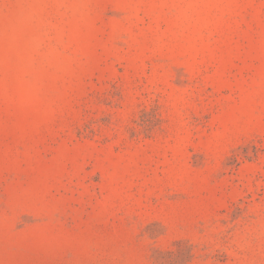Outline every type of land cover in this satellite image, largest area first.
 <instances>
[{"label":"rangeland","instance_id":"374dc122","mask_svg":"<svg viewBox=\"0 0 264 264\" xmlns=\"http://www.w3.org/2000/svg\"><path fill=\"white\" fill-rule=\"evenodd\" d=\"M0 264H264V0H0Z\"/></svg>","mask_w":264,"mask_h":264}]
</instances>
